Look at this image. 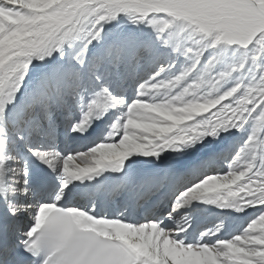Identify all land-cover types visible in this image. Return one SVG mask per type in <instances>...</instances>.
Here are the masks:
<instances>
[{
    "label": "snow or ice",
    "instance_id": "obj_1",
    "mask_svg": "<svg viewBox=\"0 0 264 264\" xmlns=\"http://www.w3.org/2000/svg\"><path fill=\"white\" fill-rule=\"evenodd\" d=\"M0 264H264V0H0Z\"/></svg>",
    "mask_w": 264,
    "mask_h": 264
}]
</instances>
